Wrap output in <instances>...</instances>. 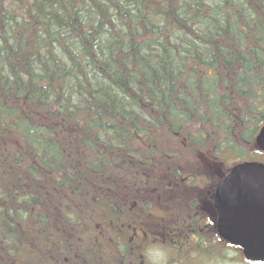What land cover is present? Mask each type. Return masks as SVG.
I'll return each instance as SVG.
<instances>
[{
	"label": "trees",
	"instance_id": "trees-1",
	"mask_svg": "<svg viewBox=\"0 0 264 264\" xmlns=\"http://www.w3.org/2000/svg\"><path fill=\"white\" fill-rule=\"evenodd\" d=\"M263 122L264 0H0V264H140L114 234L149 221L177 260L188 220L136 196L169 142L264 162Z\"/></svg>",
	"mask_w": 264,
	"mask_h": 264
},
{
	"label": "rangeland",
	"instance_id": "rangeland-1",
	"mask_svg": "<svg viewBox=\"0 0 264 264\" xmlns=\"http://www.w3.org/2000/svg\"><path fill=\"white\" fill-rule=\"evenodd\" d=\"M169 145L173 150L179 154V159L173 160L163 167L159 171L157 176L159 181L163 184L161 187L151 189L143 192V194H137V197H141L147 200L149 203L153 202L156 205H161L162 202H170V207L175 209V214H178L185 223L181 231H178L177 235L183 236L176 241L181 246L177 249L181 251L180 256H176L177 260L172 255L169 256L167 246H162L158 249L149 250L150 260L159 261L162 260L163 264H179L177 261L183 264H250L243 262V256L236 248L227 247L226 251H223L222 244H217L215 241L206 240L208 232V226L206 220L209 219L205 207L207 203H210L212 191L218 180L224 176L230 169L233 162L227 158H218L214 151L209 146L203 147H190L189 143L183 138L177 139V143L174 148L173 143L169 142ZM175 155V154H174ZM255 160L262 161L263 156H255ZM175 160V161H174ZM191 179L193 182L181 180ZM211 192V193H210ZM167 207V206H166ZM192 218L194 222H192ZM176 219H173V222ZM157 227H160L157 225ZM196 230L199 233L198 241L203 243H196L197 248L194 247L195 239L192 236V231ZM166 232L165 237L168 238L167 224L165 228L160 230ZM203 238V239H201ZM219 248V249H217ZM207 251L214 257L210 260L199 257V253L196 250ZM157 250V251H156Z\"/></svg>",
	"mask_w": 264,
	"mask_h": 264
},
{
	"label": "water",
	"instance_id": "water-1",
	"mask_svg": "<svg viewBox=\"0 0 264 264\" xmlns=\"http://www.w3.org/2000/svg\"><path fill=\"white\" fill-rule=\"evenodd\" d=\"M254 142L264 152V122ZM213 207L217 235L238 246L247 262L264 264V162L233 164L215 186Z\"/></svg>",
	"mask_w": 264,
	"mask_h": 264
},
{
	"label": "flooded vegetation",
	"instance_id": "flooded-vegetation-1",
	"mask_svg": "<svg viewBox=\"0 0 264 264\" xmlns=\"http://www.w3.org/2000/svg\"><path fill=\"white\" fill-rule=\"evenodd\" d=\"M184 179V178H183ZM181 178V180H183ZM184 181L188 182H193L191 179H184ZM216 186V185H215ZM156 189V188H154ZM215 189V187H214ZM211 193V192H210ZM213 194L214 190L212 191L211 195L208 197L210 198V203H207L205 210L209 214V217L211 216V219L213 222L215 221V210L213 208ZM170 206V205H169ZM158 224L150 223V221L144 225V227H133V228H128V229H121V232L118 230L117 233L114 234V238L117 239L118 241L116 242L117 246L125 243H120V237L122 231L124 232V240L126 242L125 246L127 247L128 251H131L133 253L129 254L131 257H136L140 259V264L144 263V260L146 262V257L147 254L144 252L146 249L150 248L149 245H151L152 242L156 241H164L165 238V233L166 232H161L160 230L164 229L165 227H157ZM209 223L207 222V224ZM213 228L215 230V225L213 223ZM216 232V231H215ZM162 241V242H163ZM147 246V247H146ZM134 251H137L134 253ZM130 264L132 263L131 261L129 262ZM133 264V263H132Z\"/></svg>",
	"mask_w": 264,
	"mask_h": 264
},
{
	"label": "bare ground",
	"instance_id": "bare-ground-1",
	"mask_svg": "<svg viewBox=\"0 0 264 264\" xmlns=\"http://www.w3.org/2000/svg\"><path fill=\"white\" fill-rule=\"evenodd\" d=\"M76 131V130H75Z\"/></svg>",
	"mask_w": 264,
	"mask_h": 264
}]
</instances>
